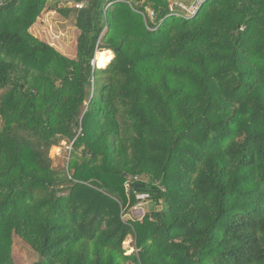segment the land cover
Returning <instances> with one entry per match:
<instances>
[{
  "label": "trees",
  "instance_id": "1",
  "mask_svg": "<svg viewBox=\"0 0 264 264\" xmlns=\"http://www.w3.org/2000/svg\"><path fill=\"white\" fill-rule=\"evenodd\" d=\"M65 1L0 3V264H264V0Z\"/></svg>",
  "mask_w": 264,
  "mask_h": 264
},
{
  "label": "rangeland",
  "instance_id": "2",
  "mask_svg": "<svg viewBox=\"0 0 264 264\" xmlns=\"http://www.w3.org/2000/svg\"><path fill=\"white\" fill-rule=\"evenodd\" d=\"M2 1L0 0V3ZM69 5L71 6L65 0H49L46 10L39 18L37 25L31 29V33L39 39L47 40L66 56L74 58L80 32L75 26L74 17H68L59 11L60 9L69 7ZM102 53H105L108 59L106 52H98L96 57L102 55ZM60 153L61 149L54 147L51 150V157L57 159ZM57 164L58 159L56 160ZM154 209L161 210V206H157L150 198L146 199L141 207L138 209L134 207L125 216V220L142 221L145 215ZM124 247L128 256L132 255L135 251L134 239L131 236L124 243ZM13 257L16 264H33L38 260V257L34 253L17 240L14 245ZM128 264H136V262L131 261Z\"/></svg>",
  "mask_w": 264,
  "mask_h": 264
},
{
  "label": "built area",
  "instance_id": "3",
  "mask_svg": "<svg viewBox=\"0 0 264 264\" xmlns=\"http://www.w3.org/2000/svg\"><path fill=\"white\" fill-rule=\"evenodd\" d=\"M207 0H194V2L190 6H183L182 8L186 11L187 17H194L202 7V5L206 2ZM81 5H76V8H81ZM171 10L174 11L176 8H174L173 5H171ZM150 198L149 193H141L137 194V200L138 204L135 206V209H138L144 204V201L146 199Z\"/></svg>",
  "mask_w": 264,
  "mask_h": 264
},
{
  "label": "bare ground",
  "instance_id": "4",
  "mask_svg": "<svg viewBox=\"0 0 264 264\" xmlns=\"http://www.w3.org/2000/svg\"><path fill=\"white\" fill-rule=\"evenodd\" d=\"M107 54V53H106ZM97 61L100 63V64H105L106 63V55L105 53H102V55H99L96 57Z\"/></svg>",
  "mask_w": 264,
  "mask_h": 264
},
{
  "label": "water",
  "instance_id": "5",
  "mask_svg": "<svg viewBox=\"0 0 264 264\" xmlns=\"http://www.w3.org/2000/svg\"><path fill=\"white\" fill-rule=\"evenodd\" d=\"M176 10H179V11H181L182 10V8L181 7H177L176 8ZM96 59V58H95ZM94 65H96V62L94 61Z\"/></svg>",
  "mask_w": 264,
  "mask_h": 264
}]
</instances>
